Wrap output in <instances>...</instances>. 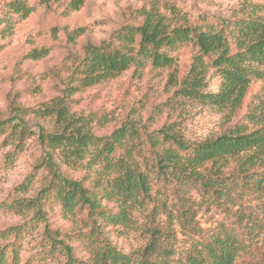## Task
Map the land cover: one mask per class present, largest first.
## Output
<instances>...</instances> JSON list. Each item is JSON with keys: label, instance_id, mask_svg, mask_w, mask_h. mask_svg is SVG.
Listing matches in <instances>:
<instances>
[{"label": "clouds", "instance_id": "clouds-1", "mask_svg": "<svg viewBox=\"0 0 264 264\" xmlns=\"http://www.w3.org/2000/svg\"><path fill=\"white\" fill-rule=\"evenodd\" d=\"M0 264H264V0H0Z\"/></svg>", "mask_w": 264, "mask_h": 264}]
</instances>
